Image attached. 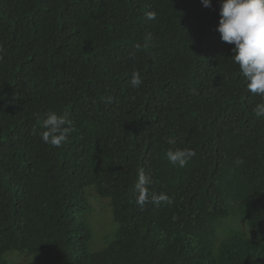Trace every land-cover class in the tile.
<instances>
[{
    "label": "trees",
    "instance_id": "16d2710c",
    "mask_svg": "<svg viewBox=\"0 0 264 264\" xmlns=\"http://www.w3.org/2000/svg\"><path fill=\"white\" fill-rule=\"evenodd\" d=\"M219 8L0 0V264L14 250L35 264H264V97L221 40ZM49 113L71 122L59 147L41 138ZM177 149L195 152L183 168ZM89 186L118 225L97 251ZM234 214L245 227L219 237Z\"/></svg>",
    "mask_w": 264,
    "mask_h": 264
},
{
    "label": "clouds",
    "instance_id": "9594fccd",
    "mask_svg": "<svg viewBox=\"0 0 264 264\" xmlns=\"http://www.w3.org/2000/svg\"><path fill=\"white\" fill-rule=\"evenodd\" d=\"M201 2L204 7L212 6V0H201ZM219 16L217 31L223 42L234 45L232 57L247 82V90L264 97V0H220ZM147 19H155V13L149 12ZM151 39V34L145 37L146 41ZM140 47V44L136 45V48ZM3 52L4 48L0 45V54ZM142 82L140 73L133 72L131 86L139 87ZM107 100L111 103L113 98L108 97ZM254 112L257 117H264V103L257 104ZM70 125L71 122L65 117L49 113L43 120L44 131L41 133V138L45 143L59 147L72 131ZM166 156L172 165L183 168L188 160L195 156V152L190 149H177L168 151ZM236 163L242 161L238 160ZM148 182L149 178L141 170L138 174L137 190L142 191ZM160 199L169 204L172 202L167 196H161ZM146 202L145 199L138 200L141 207Z\"/></svg>",
    "mask_w": 264,
    "mask_h": 264
},
{
    "label": "rangeland",
    "instance_id": "374dc122",
    "mask_svg": "<svg viewBox=\"0 0 264 264\" xmlns=\"http://www.w3.org/2000/svg\"><path fill=\"white\" fill-rule=\"evenodd\" d=\"M93 188V186L87 188L91 210L85 215H87L92 231V238L88 246L91 250L97 251L103 249L115 237L118 225L113 219L112 209L108 203L109 199L100 197ZM226 223L230 227L221 226L218 230L219 237L227 234L230 228L245 227L236 214L230 216ZM241 230L243 231L242 228ZM6 258L11 264H35L29 254L16 250L8 252Z\"/></svg>",
    "mask_w": 264,
    "mask_h": 264
}]
</instances>
